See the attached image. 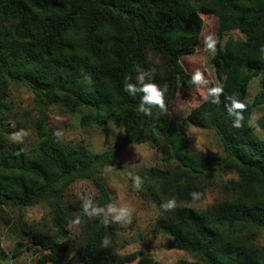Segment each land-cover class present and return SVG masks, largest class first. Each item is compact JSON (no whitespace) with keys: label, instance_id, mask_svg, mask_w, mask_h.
<instances>
[{"label":"trees","instance_id":"trees-1","mask_svg":"<svg viewBox=\"0 0 264 264\" xmlns=\"http://www.w3.org/2000/svg\"><path fill=\"white\" fill-rule=\"evenodd\" d=\"M201 13L218 20L210 63L220 86L185 122L215 130L223 149L218 157L189 153L184 125L169 115L179 88L195 84L181 57L196 49ZM232 30L256 43H247L239 55L234 42L223 43ZM255 76L261 89L248 102L247 87ZM11 81L28 86L40 106L85 109L83 127L102 129L111 118L123 132L100 152L82 141L68 147L45 130L42 111L37 141L24 150L11 139L21 127L13 129L7 121ZM148 84L162 92L163 107L145 99ZM263 104L264 0H0V230L11 225L28 237L31 231L14 222L4 206L45 203L46 229H33L38 235L26 249L63 257L67 225L75 218L64 203L71 184L94 179L102 210L111 197L99 171L129 144L149 140L168 163L148 168L141 178L162 208L154 228L169 235L177 249L195 255L189 264H264V246L257 241L264 228V141L249 125L253 108ZM220 170H232L236 178L220 183L221 197L210 206H191L202 199L211 173ZM77 221L80 239L67 264H117L118 228L100 217L79 215ZM135 258L128 255L118 264ZM138 264L154 263L144 255Z\"/></svg>","mask_w":264,"mask_h":264},{"label":"rangeland","instance_id":"rangeland-1","mask_svg":"<svg viewBox=\"0 0 264 264\" xmlns=\"http://www.w3.org/2000/svg\"><path fill=\"white\" fill-rule=\"evenodd\" d=\"M203 27L193 53L183 55L181 62L185 69L193 76V86H181L174 95L169 115L176 124L184 125L186 129L187 151L200 153L209 157H218L223 154L220 137L208 124L191 125L185 122L188 112L200 104L209 95L216 92L220 80L216 77L210 63L213 51L208 44L213 43L217 17L210 14H200ZM234 42L236 51L240 55L249 42L256 43V39H248L237 30L227 32L223 36V43ZM260 76L251 79L245 99L250 102L255 93L260 91ZM8 119L13 129L21 127V134L12 133V141L19 144L24 150L30 148L37 141L36 124L41 112H45L46 122L44 128L54 131L61 142L73 147L78 142H83L92 152H100L115 145L119 140L123 128L119 122L108 118L104 128L81 126L80 117L83 111L72 112L60 103L40 106L37 97L31 89L20 82H9L7 96ZM264 104L253 108L249 125L253 132L264 141ZM19 123V124H18ZM20 126V127H18ZM168 163L162 160L158 148L150 144L149 140L135 141L123 148L116 161L103 167L98 173V179L107 187L111 202L102 210H98L99 190L94 179H83L71 184L64 197L65 206L73 210L75 218L67 225V238L65 254L63 257L53 255L49 251L36 249L27 250L33 236L38 235L33 229H46L49 217V207L45 203H36L30 206H4L12 219L18 221L25 231H31L26 237L24 234L13 230L11 225L2 226L0 230V264H67L74 255L80 239L79 215L100 217L118 229L114 238L118 244V259L128 255H135V259L123 264H138L140 256H146L154 264H189L196 262L193 253L177 249L172 238L155 229L156 219L162 208L150 199L142 185V174L150 167L166 168ZM208 187L199 201L190 205L204 209L218 200L220 183L235 179L232 170H220L211 173ZM257 241L264 246V228L258 232Z\"/></svg>","mask_w":264,"mask_h":264},{"label":"clouds","instance_id":"clouds-1","mask_svg":"<svg viewBox=\"0 0 264 264\" xmlns=\"http://www.w3.org/2000/svg\"><path fill=\"white\" fill-rule=\"evenodd\" d=\"M209 48L213 47V43H209L208 44ZM131 86L128 85L126 86V88H130ZM143 91H145L146 93H148V95L145 97V99L149 100L152 102V104H158L161 107H163V98H162V92L158 91L157 87L153 84H148ZM236 107H241V105L237 104ZM141 110L143 111L144 109L141 108ZM171 203H169L168 205H165V207H171Z\"/></svg>","mask_w":264,"mask_h":264}]
</instances>
